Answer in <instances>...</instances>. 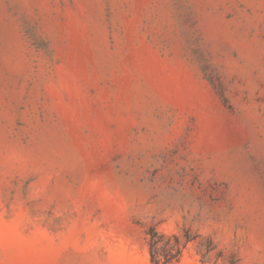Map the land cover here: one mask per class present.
Here are the masks:
<instances>
[{"label":"rangeland","instance_id":"1","mask_svg":"<svg viewBox=\"0 0 264 264\" xmlns=\"http://www.w3.org/2000/svg\"><path fill=\"white\" fill-rule=\"evenodd\" d=\"M264 264V0H0V264Z\"/></svg>","mask_w":264,"mask_h":264},{"label":"trees","instance_id":"2","mask_svg":"<svg viewBox=\"0 0 264 264\" xmlns=\"http://www.w3.org/2000/svg\"><path fill=\"white\" fill-rule=\"evenodd\" d=\"M149 235V254L152 264H173L181 256L182 248L177 247L175 251H165V247L159 249L158 245L161 237L154 229H150Z\"/></svg>","mask_w":264,"mask_h":264}]
</instances>
